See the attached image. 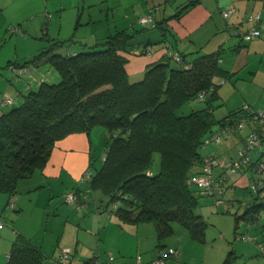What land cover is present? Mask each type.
Segmentation results:
<instances>
[{"label": "crops", "instance_id": "0c3cea01", "mask_svg": "<svg viewBox=\"0 0 264 264\" xmlns=\"http://www.w3.org/2000/svg\"><path fill=\"white\" fill-rule=\"evenodd\" d=\"M189 1L0 0V40L6 39L5 34L15 35L14 40L6 39L13 45L12 51L6 49L2 52L0 46V116L18 106L23 96L42 82L60 79L49 64L22 65L37 53L40 33L64 42L61 46L68 41L75 43L66 46L64 53L68 54H75L84 45L116 31L134 33L129 52L123 53L130 79H137L150 63L170 51L185 55L189 61L200 54L218 53V61L228 71L227 79L231 80H236L243 69L248 70L252 58L253 70L244 72V75L245 78L249 76L246 82L255 79L264 70V22L259 25L260 35L249 41L242 39L241 33L253 26L247 19L250 14L264 12V1L196 0L182 10ZM229 7L234 9L224 17L222 11ZM148 15L152 21L140 24L139 18ZM157 24L168 27L164 35L159 32ZM145 35L152 37L156 44L144 43ZM21 46H25L23 51ZM144 46H150L152 50L144 51ZM21 58L25 60L19 63ZM13 64L25 70L20 74L13 72ZM227 79H216L222 84L216 88L218 98L226 108L222 116L248 104L243 85H229ZM260 79L264 82V75ZM5 98L10 102H4ZM248 105L264 110V104L259 107ZM230 139L233 138L209 145L204 154L214 151L220 160L228 159L234 154L238 142L232 143ZM228 141L231 142L228 144ZM262 154L255 151L252 157L257 159ZM90 161L91 154L87 151L79 158V165L72 167V162H77L73 153L50 151L43 167L17 181L14 194L0 192V219L4 222L0 232V264L7 262L12 242L18 235L41 249L44 254L42 264H57L63 250L69 253V257L61 264H95L96 261L105 264L109 255L113 256V264H153L152 261L167 248L178 249L179 255L166 257L164 264H264V252L258 247V243H264V209L254 224L248 225L241 217L253 198L246 203L238 201L233 217L215 215L211 220L214 228H205L202 241L191 238L185 228L174 226L171 235L161 237L153 222H122L107 204V198L98 191L88 192V181L80 179ZM67 163L70 165L68 171L67 167L65 169ZM246 169L251 171L247 166L226 172L223 191L208 195L213 198L214 207L221 206L224 213L230 212L234 198L225 199L226 189L229 182L236 181L241 174L249 175ZM223 171V167H215L214 174ZM69 192L77 195L75 202L66 201ZM219 193L223 195L220 197L222 204H216ZM201 215L204 219L205 216ZM243 234L252 239H243Z\"/></svg>", "mask_w": 264, "mask_h": 264}, {"label": "trees", "instance_id": "16d2710c", "mask_svg": "<svg viewBox=\"0 0 264 264\" xmlns=\"http://www.w3.org/2000/svg\"><path fill=\"white\" fill-rule=\"evenodd\" d=\"M156 26L162 35L168 30L164 24ZM133 34L116 31L75 54L59 53L62 42H50L22 64H49L60 79L42 82L0 116V192L14 194L19 179L45 165L57 139L72 133L90 137L95 127H102L109 140L98 164L91 153L89 176L84 171L80 179L88 181V192L107 198L122 222H153L161 237L171 235L178 223L191 238L202 241L207 224L197 209L199 196L209 194L189 178L199 172L202 150L211 145L206 139L233 125L242 107L216 117V79L229 78L218 53L200 54L191 61L180 55L183 62L177 66L166 53L130 79L123 53L129 52ZM196 101L203 106L192 108ZM187 104L191 108L180 111ZM154 154L160 157L156 170L151 168ZM262 209L264 197L253 195L241 217L251 225ZM43 259L38 246L18 235L5 264H42Z\"/></svg>", "mask_w": 264, "mask_h": 264}, {"label": "built area", "instance_id": "2783aa9c", "mask_svg": "<svg viewBox=\"0 0 264 264\" xmlns=\"http://www.w3.org/2000/svg\"><path fill=\"white\" fill-rule=\"evenodd\" d=\"M233 7H229L226 10L222 11L224 17H228L233 11ZM253 23V26L241 33L242 39L249 41L260 35V23L264 22V12H256L250 14L247 18ZM152 18L150 15L143 16L139 18V23L144 25L150 23ZM152 49L150 46L146 47V51L150 52ZM169 56L171 59L177 63H182L183 60L178 52L170 51ZM186 67H189L190 64L186 62ZM13 72L20 74L25 69L23 67H17L14 64L11 65ZM199 98L202 99L204 96L203 92L198 94ZM4 102L9 103L8 98L3 99ZM242 114L234 122L233 125H228L221 127L217 131H213L210 135V138L206 139L205 143L208 144H220L223 139L229 138L232 134H237L239 137V143L236 146L234 155L225 160H220L214 151H208L203 155L202 161L200 163L199 172L194 173L189 178V183L194 184L199 188H202L205 193L209 195H214L216 191L222 192L224 189L223 182L227 177L226 172L231 171L235 172L243 167H251V171L254 173V177L249 185V190L253 195L258 197H264V179H261L256 176L259 172L264 171V154L259 158L253 159V152L264 153V110L253 109L248 104H243ZM248 128L247 134L244 136L241 135V132L244 128ZM215 167H223L224 171L220 174L215 175ZM86 177L89 176V170L85 173ZM77 195L74 192H69L66 194L67 202H75ZM216 199V204H222V200ZM259 214L253 215L254 219L252 224L257 222ZM249 224V223H248ZM4 226V222L0 219V232ZM243 239L250 240L252 237L244 234ZM259 250L264 252V243H258ZM179 251L176 248H168L164 254L159 255L156 259L152 261L153 264H164L166 257H177ZM69 253L66 250H63L60 257L57 259V264H61L64 260L68 259ZM139 258V256H138ZM95 264H101L99 261H96ZM105 264H113V256L109 255L108 262Z\"/></svg>", "mask_w": 264, "mask_h": 264}, {"label": "rangeland", "instance_id": "374dc122", "mask_svg": "<svg viewBox=\"0 0 264 264\" xmlns=\"http://www.w3.org/2000/svg\"><path fill=\"white\" fill-rule=\"evenodd\" d=\"M9 29V28H8ZM80 31V30H79ZM5 32V29H4ZM140 33V32H139ZM26 33H24L25 35ZM23 35V33H22ZM146 36V35H145ZM4 38L8 39H15V35L13 34H5ZM144 39L143 42H151L152 44H156V42L154 41V39H152V37H143ZM6 39H2L0 40V46H2V52L5 51L6 49L9 50H13V45L8 42ZM58 41L57 39L50 37L48 35H44L43 33H40L39 35V39H38V43L40 44V46H38V52H40L41 50H45L48 48V46H50V42H55ZM101 41V40H98ZM60 42V41H59ZM96 42V41H92L89 45H84L83 48L85 50H89V46L92 47V44ZM64 42H62L63 44ZM75 43L68 41L64 44V46H59L57 47L56 51L59 53H64L66 50V46H71ZM79 45V44H78ZM20 49L23 51L25 49V46H21ZM37 53L31 55V58L36 55ZM23 58L18 59V62H23ZM14 62H17L15 60H13ZM12 61V62H13ZM253 64V60L251 58V61H249V67L247 68L248 70L243 69L241 72V75H238L236 80H231V79H227V83L229 85H233L236 84L237 87H242V91H243V95L246 96L247 98V102L248 104L254 106V107H259L262 104H264V82H261L260 76L264 75V70L260 71L259 74L257 75V77L255 79H253L252 81L246 82V78L249 77L248 75H246L247 77L245 78L244 72L249 71V70H253L251 69ZM172 66H177L176 62H171ZM248 74V72L246 73ZM243 75V76H242ZM260 75V76H259ZM221 80V79H220ZM230 80V81H229ZM244 81V82H243ZM218 86H221L222 84L220 83V81H217ZM219 99V98H218ZM217 99V100H218ZM203 102L201 101H196L193 106H191L192 108H198L203 106ZM217 109H216V117L220 118L225 112H226V108L223 106L222 102L219 99V102L217 101ZM189 105H184L180 111H184L187 112L189 110ZM248 132V128H244L241 132V135L244 136L245 134H247ZM79 135V136H78ZM81 135V136H80ZM90 137L88 134L85 133H72L69 135H66L60 139H57L54 143V145L51 147V151H61L62 153L64 152H69V153H73V155L77 156V162L73 163L72 167H77L79 165V158L83 155L84 152H89V154L92 153L93 156V161L95 163H98L99 159H100V155L101 153H103L105 147L104 144L107 142V140H109V135L107 132L104 131V129L102 127H95L92 132H90ZM229 138H233L230 139L232 141V143L238 139L239 137L237 134H232ZM226 140H228V138L223 139L222 143H224ZM228 141V144L231 142ZM239 143V141H238ZM234 147V146H233ZM209 148V147H208ZM73 151V152H71ZM203 152H205V150H202ZM235 152V151H234ZM89 155H88V159H89ZM59 158V157H58ZM61 158V156H60ZM69 163H67V165H65V169L66 171L70 170V165H68ZM89 164V162H88ZM159 164H160V157L158 156V154H154L153 156V160H152V164H151V168L152 170H156L159 168ZM77 165V166H76ZM246 171H248L246 169ZM248 174H241L238 178H236V181H230V186L228 189H226V193H225V199H228L229 196H232L234 198L233 201V205H231V210L230 212H226L224 213L222 211L221 206L219 208L214 207V203H213V198L209 197V196H199V201H200V206L197 209V212H199L200 214L202 213L205 216V220L208 223L206 229H213L214 225L212 226V218L215 215H228L233 217V213L235 211V207L239 205V202L242 203H246V202H250L253 198L252 193L249 191V185L254 177V173L252 171H248ZM257 177H264V174H256ZM222 193L218 194V197H222ZM5 218H7V216H5ZM7 223L9 224V221H7ZM245 222H244V227H245ZM174 227L179 228V229H183L182 226H180L178 223H174L173 224ZM210 232V231H209ZM244 232V231H243Z\"/></svg>", "mask_w": 264, "mask_h": 264}]
</instances>
